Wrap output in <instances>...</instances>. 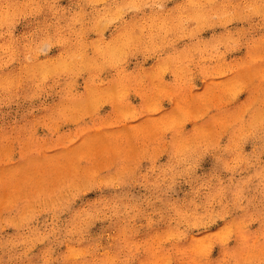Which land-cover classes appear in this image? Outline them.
I'll return each mask as SVG.
<instances>
[{
    "label": "clouds",
    "instance_id": "clouds-1",
    "mask_svg": "<svg viewBox=\"0 0 264 264\" xmlns=\"http://www.w3.org/2000/svg\"><path fill=\"white\" fill-rule=\"evenodd\" d=\"M0 264H264V0H0Z\"/></svg>",
    "mask_w": 264,
    "mask_h": 264
}]
</instances>
